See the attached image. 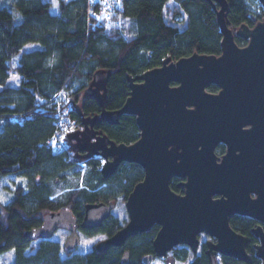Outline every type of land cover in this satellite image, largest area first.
<instances>
[{
    "label": "trees",
    "instance_id": "obj_1",
    "mask_svg": "<svg viewBox=\"0 0 264 264\" xmlns=\"http://www.w3.org/2000/svg\"><path fill=\"white\" fill-rule=\"evenodd\" d=\"M227 1L226 22L233 33L241 25L259 22L249 0ZM124 5L120 24L105 28L88 24L86 0H0V178L7 174L25 178L6 203L0 202V253L13 249L11 264H124V253L128 264H147L144 258L154 254L156 224L128 237L121 246L84 253L66 248L63 256L59 241L41 238L33 246L35 240L24 236L50 210L69 208L80 223L86 203L125 200L144 178V168L136 162L124 160L104 177L97 155L77 157L70 147L54 151L48 137L56 128L51 102L56 91L63 88L69 94L70 114L81 120L100 111L93 96L81 97L98 69L110 71L105 106L111 110L120 108L130 93L128 75L159 66L167 56L176 60L195 51L221 52L222 33L208 0H125ZM235 41L246 44L241 35ZM12 69L20 81L11 86ZM207 88L216 92L219 87ZM95 127L117 143L130 144L140 136L133 113L122 114L116 123L100 121ZM170 186L177 193L183 191L177 178ZM256 222L249 216H230L231 226L248 238L249 256L244 261L220 255L221 264H261L254 248L258 238L252 233ZM122 225L110 215L100 226L80 230L107 236ZM206 248L204 241L189 264H210ZM170 252L178 260L190 255L185 244Z\"/></svg>",
    "mask_w": 264,
    "mask_h": 264
},
{
    "label": "water",
    "instance_id": "obj_2",
    "mask_svg": "<svg viewBox=\"0 0 264 264\" xmlns=\"http://www.w3.org/2000/svg\"><path fill=\"white\" fill-rule=\"evenodd\" d=\"M208 1L222 33L219 54L167 56L159 66L128 75L130 93L111 110L105 106L110 71L96 70L86 96L96 99L100 111L83 115V128L63 137L77 157L102 158L104 177L124 160L144 168V178L125 199L126 223L97 241L98 250L121 246L156 224L154 254L145 263L181 244L196 252L203 232L213 239L206 241L210 264H217L216 255L245 261L248 238L230 224V216L239 214L257 221L254 248L264 264V17L233 33L226 22L228 1ZM259 1L264 8V0ZM237 35L247 44L236 43ZM211 84L219 87L217 92L207 89ZM125 113L135 114L139 124L133 143H117L95 127L100 121L116 123ZM220 143L225 145L221 156L215 152ZM172 178L179 179L182 192L170 186ZM115 204L86 203L80 223L69 208L50 210L24 236L51 239L64 228L69 232L64 246L71 250L80 241V227L100 226ZM122 261L128 264L127 253Z\"/></svg>",
    "mask_w": 264,
    "mask_h": 264
},
{
    "label": "rangeland",
    "instance_id": "obj_3",
    "mask_svg": "<svg viewBox=\"0 0 264 264\" xmlns=\"http://www.w3.org/2000/svg\"><path fill=\"white\" fill-rule=\"evenodd\" d=\"M249 7H250V10L253 11V14L256 17H259V20L263 19L264 17V11L262 10L263 6L259 0H249ZM238 44L246 45L247 43L246 44L238 43ZM15 63H16V59H14V61H12L11 64L15 65ZM19 81H20V75L17 74V72L14 69H12L10 73V78L8 80L9 85L11 86L17 85ZM86 91H88V89L81 92L82 93L81 97L85 96ZM224 150H225V145H223V149L221 150L218 149L215 152L218 155H221V153ZM24 180L25 178L21 175L14 176L10 174H7L3 176L2 178H0V202L6 203V201H8L11 198L12 191L14 187L16 186V184L19 182H24ZM125 202L126 200H123L121 198L117 199L115 207L112 210L113 211L112 216L116 217V219L122 224H125L126 220L128 219V211H126ZM68 233H69L68 230L62 228V229L56 230L51 237L52 239L59 241L60 246H62V250H63L62 256L65 254L64 250L66 249V247L64 246V241L67 238ZM78 234L80 236V241L73 249L70 250L72 253L73 252L84 253L85 251L94 249L95 243L106 237V234H103L100 232H95L94 234H91V235L84 234L80 229L78 230ZM199 240H200V243H199V246L196 252H192L189 250L190 255L186 259H182V260L175 259L173 254L169 252L164 257L160 256V257H155V258L150 259V261L147 264H189V261L192 260L193 256L201 252L200 250H201L203 242L207 240H213V239H211L206 233L203 232L202 234L199 235ZM36 241L38 240H35L32 242L33 246L36 244ZM12 258H13V249H10L4 253H0V264H11L13 260ZM215 261L217 264H221L220 255L216 256Z\"/></svg>",
    "mask_w": 264,
    "mask_h": 264
},
{
    "label": "built area",
    "instance_id": "obj_4",
    "mask_svg": "<svg viewBox=\"0 0 264 264\" xmlns=\"http://www.w3.org/2000/svg\"><path fill=\"white\" fill-rule=\"evenodd\" d=\"M124 1L125 0H86L88 24L92 27L103 26L105 28L118 26L121 22L120 14L123 12L125 6ZM53 95L51 102L55 105L56 109V119L54 122L56 128L48 137V144L54 151L58 152L69 148L67 140L63 138L65 137V133L74 129H81L83 126L79 118L70 114L73 105L69 94H66L62 88ZM103 161L102 159L100 167ZM82 165L84 166L85 162H82Z\"/></svg>",
    "mask_w": 264,
    "mask_h": 264
},
{
    "label": "flooded vegetation",
    "instance_id": "obj_5",
    "mask_svg": "<svg viewBox=\"0 0 264 264\" xmlns=\"http://www.w3.org/2000/svg\"><path fill=\"white\" fill-rule=\"evenodd\" d=\"M221 144H222V143H220V145H219V146H221ZM223 145H224V144H223ZM219 146L217 147V149H216V150H218ZM222 153H224V151H223ZM222 153H221V154H222ZM220 156H221V155H220ZM216 256H217V255H216Z\"/></svg>",
    "mask_w": 264,
    "mask_h": 264
}]
</instances>
